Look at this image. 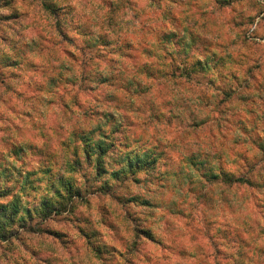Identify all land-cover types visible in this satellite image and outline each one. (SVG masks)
<instances>
[{
  "label": "clouds",
  "instance_id": "1",
  "mask_svg": "<svg viewBox=\"0 0 264 264\" xmlns=\"http://www.w3.org/2000/svg\"><path fill=\"white\" fill-rule=\"evenodd\" d=\"M0 264H264V0H0Z\"/></svg>",
  "mask_w": 264,
  "mask_h": 264
}]
</instances>
